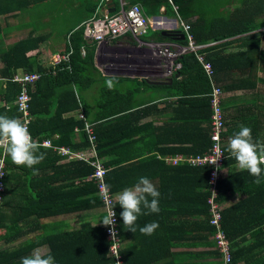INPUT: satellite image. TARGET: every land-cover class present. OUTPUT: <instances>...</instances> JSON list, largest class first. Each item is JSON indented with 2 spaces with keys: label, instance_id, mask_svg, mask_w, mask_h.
<instances>
[{
  "label": "crops",
  "instance_id": "obj_1",
  "mask_svg": "<svg viewBox=\"0 0 264 264\" xmlns=\"http://www.w3.org/2000/svg\"><path fill=\"white\" fill-rule=\"evenodd\" d=\"M66 2L71 8L64 9V12L71 14L69 17L76 19L74 28L80 27L94 16L113 13L109 11V0H99L93 14L89 11V6H91L89 0H65L63 2L65 6ZM127 2L128 0H119L120 6L122 3ZM112 3L117 10L116 2L112 0ZM32 9H25L18 14L13 12L14 14L0 16V48L8 47L26 38L34 30L33 26L30 25L31 21L37 23V20L40 21L41 18L45 17V15L42 16L43 13L40 14L38 11V17L33 20ZM55 10L62 11L59 0H57ZM21 13L23 17L20 19L19 15L21 16ZM27 13H30V15ZM148 18L151 23V32L148 33V36L141 38L143 41H160L158 34L167 35L170 31H177V34L181 36H176V39L168 42L183 45L180 41L184 40L186 36L182 28L183 20L179 16L168 12L166 7L162 6L159 14L150 15ZM260 30L264 31V27ZM163 31H166V34ZM84 39L86 41L80 47L82 56L86 54L90 56L85 63L86 67L82 68L77 65L79 71L86 75L84 79L80 78L81 74H77V76L71 77L70 81H66L63 77L58 78L59 83L53 81L61 71L65 70L62 68V64L54 63L55 56L68 51L70 48L66 49L65 37H55L52 34L51 38L40 49L39 56L46 68L45 71H39L42 73L41 83L36 82L37 84H33L30 90L35 95L36 107L41 108V110L49 109L51 107L50 102L57 100L60 91H67L63 90L64 87L75 92L77 98L75 106L52 120L55 123L60 119L84 121V127H75L74 133L71 135L74 145L83 144L85 135L88 137L86 123H92L96 126L112 121L119 125H126L138 120V116L133 117L132 113H136L138 111L136 109H142L145 106L146 116H143L139 123L146 122V129L152 134L146 135V150L156 149L157 147V149L179 147L189 150L205 145L206 135H203V133L207 132L204 129L207 130L210 127L211 117L208 119L207 115L209 112L212 113L209 102L210 92L207 91L209 85L205 79H201L195 74L193 80L178 83L175 86L174 81H181L182 79L178 77V73L171 76L167 75L165 69L159 66L158 60L153 58L151 51L144 45H139V42L131 34H126L113 40V42H102L100 44L85 36ZM260 39L261 49H264V34L261 35ZM242 42H245L243 37L235 36L218 40L216 44L215 42L213 44L216 46L221 45L219 52L224 54L244 50ZM206 43L212 44L211 41ZM2 66L3 63L0 60V68ZM18 71H21V69ZM236 73L240 72L232 73L231 69L228 68L225 71L224 69H217L216 80L215 74L211 79L205 72L211 88H213L214 81L224 91L222 106L227 120L229 119L234 123H252L251 126H254L258 121L262 127L264 125V66L255 69V74L261 78L259 86L254 89H228L230 84L234 83L231 76ZM46 77H50V83L44 80ZM109 79H112L114 83V88L111 90L106 85V81ZM76 80H79V83H76ZM7 81V78L6 80L0 78V107L6 105L9 108L1 93V90L7 86ZM73 86H76L75 90ZM194 90L200 91V95L194 94ZM53 111H56V109H53ZM81 114L84 115V118L81 117ZM50 115L54 114L51 113ZM41 117L49 118V115L43 114ZM35 119L36 116L33 121ZM42 121L46 122V120ZM180 123L188 125L186 130L179 131ZM83 132H85V135H83ZM122 136L128 135H113L110 138L112 141L105 145L104 150L106 153L99 155L104 164L109 163L111 165L113 163L114 167L116 161H129V156L135 153L133 148L121 146L120 143L126 140ZM252 136L254 142L264 143V135ZM38 138H40L36 141L38 143L45 139H51L54 144L67 146L77 152H85L89 147L88 145L85 148L74 149L66 143L58 144L56 143L59 138L57 133L51 137L38 135ZM226 138V135H224V146L227 143ZM40 152L46 154L45 159L34 166L35 169H38L39 174L33 175L32 168L17 166L11 161L8 165V157L0 150V156L5 155L7 170L5 177L6 189L0 210L9 213L14 210V221H12L11 215L7 214V225L14 223V227L17 228L21 220L18 217V212L27 203L34 204L37 201L46 205L45 215L38 216L34 213V215L29 216V223L19 227L18 232L21 236L16 235L15 244L18 245V243L27 239L32 240L29 244H21V248L25 247V249L20 250L21 258L31 255L37 249L44 255H48L51 251L49 243L53 237L59 234L81 233L87 221L91 223V226L100 225L102 223L100 220L106 213L104 202L95 205L91 210H85L87 195L91 193L86 192L83 195L69 193L68 185L71 182L78 184L82 179L86 181L88 177L72 179L75 171L70 170L65 165L73 160L81 162L83 160L68 159L57 150L44 145L40 148ZM204 152L169 153L167 155L158 154V156L164 159L168 166L174 167L185 162L180 161L178 164H173L170 160L171 157H176V155H198ZM168 166L164 167L153 163L146 165V177L152 181L160 192L159 213L146 215V224L155 221L159 225L152 235H146V264H209L214 260L219 261V258L212 255V252L216 250L214 234H209L206 216L203 213L202 206H198L202 203L199 201L197 193L198 191H205L203 187L205 179L200 174H188L182 171L169 173L171 171L167 170ZM189 166L208 167L210 171L208 165ZM230 173L249 175L248 171L238 168L235 160L224 162L221 168V178L227 177ZM135 177L133 178L135 180L133 184L126 187L135 185L138 180ZM263 177L264 173H262ZM131 180L132 178L125 182ZM254 180L255 177H250L239 184L242 190H250L248 193L232 189L225 200L221 201L223 211L229 210L231 212L225 215V224L233 237V240L231 239L233 248L238 249L240 252V256L237 255V264H264V180L260 184H255ZM183 181L186 184L181 185ZM184 186L188 187L187 193L182 192ZM226 188H232V184L229 182L226 184ZM48 189L50 190L43 195L37 194L38 192L42 193L41 190L46 191ZM31 190L33 191L29 192ZM120 192L114 193L117 199L116 203H118ZM94 195H98V193L96 192ZM50 196L53 197L50 198ZM43 198H45V201ZM184 200H192V203H188L186 206ZM58 201L62 206H59ZM69 203L76 207L69 211L59 212L57 215L50 214L57 208H69ZM120 210L122 211L121 207ZM128 232L132 231L124 229L125 239L123 240L124 246L129 245L130 247L131 240L136 238ZM135 233L138 234L139 232L136 231ZM40 237L42 239L36 243L34 240ZM2 243L1 240V247L4 245ZM85 256L86 253H79L67 259L63 255L62 264H71V261H73V264H81L85 262Z\"/></svg>",
  "mask_w": 264,
  "mask_h": 264
},
{
  "label": "trees",
  "instance_id": "obj_2",
  "mask_svg": "<svg viewBox=\"0 0 264 264\" xmlns=\"http://www.w3.org/2000/svg\"><path fill=\"white\" fill-rule=\"evenodd\" d=\"M44 1L45 0H0V16L13 12H15V14H18L19 12H22L25 9H32V7L35 8L36 6L40 5L39 3H42ZM89 1L91 2L92 6H89V11L93 14L96 11V8L99 4V0ZM114 1L116 2L118 10L120 8L119 0ZM200 1L201 0H128L126 5L140 3L147 16L159 14L160 8L162 6H165L168 12L179 16L181 20L191 25V31L197 43L218 41L232 38L235 36L243 37L245 40L244 43L242 42V45H244V50L231 53L226 52L224 54H221L219 52L221 45H212L211 48L208 47L204 49L203 52H206L207 60L210 61L214 67L216 80L217 69H224L225 71V69L228 68L231 69L232 73L240 72L231 76L234 83L230 84L228 89L240 88L249 90L257 88L259 86V81L261 77L255 74V69L259 68L260 66H264V49H261L262 44L260 39L261 35L264 34V31L260 30V28L264 27V0H228L226 4H224L225 6H227V9L221 10L216 13L202 10L203 8L199 7ZM201 3L203 4L202 1ZM43 15L44 14H42V16ZM192 18L193 20H191ZM83 29L84 28L82 25L76 28L73 27L65 35L67 43L66 49L73 48L74 52L71 55L70 61L64 62L62 64V68H64L65 70L61 71L59 73V76L53 79L54 82L59 83V77H63L66 81H70V78L77 76V74H81L80 78H85L86 75L81 73L77 68V65L78 67L81 66L82 68L86 67L85 63L87 62L90 56L89 54L82 56L81 53L80 47L86 41L84 39ZM51 36L52 34H50L49 32L43 33L42 29L40 30L39 27L35 26L34 30L26 38H23L8 47L0 48V60L3 63V66L0 68V78H5V80L6 78L8 79V81L6 82L7 86L5 87V89L1 90V93L5 102L9 105V108H7L6 105L0 107V115L5 114L10 118L17 119L21 117V110L15 103L16 98L20 92L21 86L19 83L11 80L12 76L20 69L28 72L46 70L45 65L41 61L39 55L41 53L40 49H42L43 47L42 45L47 42L48 39L51 38ZM176 36L181 35H178L177 31H170V33L167 35L158 34V38L160 41H172L173 39H176ZM180 42L183 45L188 44L187 38L181 40ZM260 50L262 51L261 53ZM179 61L182 63V67L176 73H178V77H181L182 79L181 81H174V85L176 86L178 83L191 81L193 80L194 75L196 74V76H198L199 78L205 79V81L209 85V89L207 88V91L211 93V84L205 74L203 66L198 61L195 54L192 52L185 53L180 56ZM44 80L48 81L49 83L51 82L50 77H46L44 78ZM75 82L79 83V80H76ZM37 83H41V80L37 81ZM63 90H67L68 92L60 91V95L57 97V100L50 102L51 107L49 109L42 110L41 108L38 109L36 107L37 101L35 99V95H33V92L31 93V112L34 115V118L36 116V119L32 121L30 126L33 139L35 141H38L40 139L38 138V135H47L48 137H51L57 133L59 134V138L56 140V143H66L72 146L74 149H78L81 147L85 148L89 145L88 137L85 135V132H83V135H85L83 144L74 145L71 140V135L74 133L75 127L83 128L85 125L84 121H74V119H60L56 123L52 121L54 117L61 116L65 111L72 109L77 102V98L75 97L74 91H71L65 87L63 88ZM180 92L182 93V91ZM200 93V91L194 90V94L200 95ZM53 109H56V111H53ZM136 110L138 111H136V113H132V116H138L139 119L134 122H130L126 125H119L116 122L112 121L96 126L94 125V132L96 133L98 142V153L100 156L101 154L106 153L104 147L112 141L110 138L113 135H128L122 136V138L126 140L121 142L120 144L122 147L125 148H133L135 152L129 156V161L124 162V160H118L116 161V165L114 167L113 163H111V165L109 163L104 164L108 168L106 172V180L113 193L120 192L121 190L126 188V186L133 184V182L135 181L133 178L135 176V178L137 179L141 176L146 177V165H150V163L167 167L168 165L166 164L165 160L161 159L158 154L167 155L169 153L182 152L201 153L206 151L211 143L209 136V127L207 130L204 129V131L207 132L203 133V135H206V141L205 145L202 147H197L189 150L179 147H174L172 149H157V147L156 149L146 150V135L152 134L149 132V130L147 131L146 122L141 124L139 123L140 119L143 116H146V106L142 109L139 108ZM51 113H53L54 115H50ZM43 114L49 115V118L41 117V115ZM128 116L130 117V115ZM210 117L211 113L209 112L207 118L210 119ZM42 120H46V122ZM241 124L250 127L252 129V135H264V125L261 127L258 121H256V124L254 126H251L252 123H234L233 121H230L228 119L227 131L225 133L227 137V143L228 138L232 136L234 132L239 130V125ZM39 126L41 127L39 128ZM187 127V124H181L179 131H184ZM135 135L139 136L136 137ZM227 143L225 145V151L229 157L226 158L225 163L234 160V158L230 157L227 152ZM10 161L11 159L8 157V165L10 164ZM65 167H69L70 170L75 171L74 174L72 173V179L88 177L86 181L82 179L78 184L71 182L68 185L69 193L73 195H83L86 192L91 193L87 195L88 198H86L87 202L85 205V210H91L95 205L101 202L103 203V200L99 196V194L94 195V193H98L97 184L92 178L94 167L89 165L87 162H81L77 160H73L69 164L65 165ZM261 167L262 169H264V165H262ZM167 170L171 171L169 173L182 171L188 174L192 173L202 175V177L205 179V184L203 186L205 188V191H198L197 193V197L202 203V205L198 204V206H202L203 213L206 216L209 234H215V226L209 223L211 215L209 210L210 206L207 202L208 196L211 194V191L209 190V168L191 167L185 163H181L174 167L168 166ZM250 177L253 178V176H251L250 174L248 175L245 173H230L227 177H224L223 179L221 178L219 181V201L225 200V198L229 194V191L232 189L242 191L243 193H248L250 190H242L239 184L241 183V181H245V179H249ZM130 178H132L131 181L125 182ZM263 180L264 177L262 178V181ZM229 182L232 184V188H226V184H228ZM183 184L186 183L183 181L181 185ZM35 189L39 190L38 188ZM33 190L29 192H32ZM49 190L50 189L46 191L41 190L42 193L38 192L37 194L43 195ZM182 192L187 193L188 187L184 186L182 188ZM94 196L96 197L94 198ZM51 197L53 196H50V198ZM43 200L45 201V198H43ZM249 200L251 201V199ZM188 203H192V200H184V205L187 206ZM59 206H62V204L59 203ZM74 207L76 206L69 203V208H57L50 214L57 215L59 214V212L69 211L72 210ZM120 207L121 206L119 204L116 205L117 214L119 218V234L123 239H125V228L123 226V221L120 216V213L122 212L120 210ZM45 209V203H39L37 201L34 204L27 203L26 206H24L21 211L18 212V217L21 218V220L19 221L17 228L14 227V223H11V225H7V214H10L12 221H14V210L12 213L0 210V242L2 240V244H4L2 247L0 245V264H20V250L25 249V247L21 248V244H29L32 240L27 239L26 241L18 243V245H16V235L21 236L18 232L19 227L20 225H25L26 223H29V216L34 215V213L38 216L45 215ZM142 211H146V209L142 208ZM227 213L231 212H229V210L223 211L222 224L223 229L226 232L231 244V264H237V257L240 256V252L238 251V249L233 248V237L231 236V233L228 231L227 226L225 224V215ZM106 214L107 213H105V215ZM145 224L146 215H140L136 221L137 231L139 232V227H142ZM106 229L107 226H104L103 223L93 227L91 226V223L87 221L85 228L81 232L82 234H59L53 237L52 241L49 243L51 247V251L49 254L55 258V264H62L63 255H65L68 259L69 257H72L79 253H86L85 262L81 264H114V257L108 255V247L111 241L107 237ZM128 233L133 235L136 239L131 240L132 244L130 245V247L129 245L124 246L122 250V257L124 262L126 264H146V235H143L140 232L138 234L133 232ZM41 239L42 237L34 241L37 243L40 242ZM212 255L216 258H219V261L214 260V262H209V264H222V254L217 248L212 252ZM187 257H189V255H187ZM71 264H73V261H71Z\"/></svg>",
  "mask_w": 264,
  "mask_h": 264
},
{
  "label": "built area",
  "instance_id": "obj_3",
  "mask_svg": "<svg viewBox=\"0 0 264 264\" xmlns=\"http://www.w3.org/2000/svg\"><path fill=\"white\" fill-rule=\"evenodd\" d=\"M150 25V19L146 15L141 4L134 3L126 5V3H122L120 8L115 12L105 13L103 16H94L83 23L82 26L84 28V36L98 42L99 44L102 42H113V40H116L126 34H131L139 42V45H144L149 51H151L153 58L158 60L159 66L163 67L166 74L169 76L174 75L179 69H181L182 63L179 61L180 56L185 53L192 52L203 66L207 75L212 79L215 74L214 67L211 62L207 60L206 52H203V50L208 48L213 43H197L191 31V25L185 21H182V28L188 40L187 45H178L168 41H143L141 38L148 35ZM72 53L73 49L70 48L68 51L58 54L55 56L54 63L61 65L64 62H69ZM41 77L42 73L39 71H24L23 73H15L11 79L12 81L19 83L21 86L16 99V104L21 110L20 119L27 125L30 133V126L34 119L31 112L30 90L31 85L35 84L41 79ZM212 86L213 88L210 93V105L212 108L210 122L211 145L209 149L198 155H176V157H171L170 160L173 164H178L182 161L192 166H210L209 190L211 191V194L207 199L210 206V224L216 228L215 244L217 249L222 254V264H231V244L226 232L223 229L222 204L219 201L221 168L227 157L223 144L224 133L227 128L226 116L222 106L224 92L220 86H217L214 83V81ZM81 117L84 118V115L81 114ZM94 130V124L86 123L89 147L85 152H77L71 150L67 146L56 145L51 139H45L40 144L57 150L62 156L67 157L68 159L83 160L94 167L92 178L97 184L98 194L104 202L106 213L110 209H113L116 213L114 218L116 223L112 226L115 230L114 234L112 235V231L109 226H107L106 229L107 237L111 241L108 247L109 255L114 257V264H126L120 252L119 218L116 210L117 199L107 183L106 172L108 168L104 165V162L98 154V142ZM220 153L223 154L218 159ZM214 160H216L215 163H210ZM6 174L5 155L3 154L0 156V207L3 201V194L6 189Z\"/></svg>",
  "mask_w": 264,
  "mask_h": 264
},
{
  "label": "clouds",
  "instance_id": "obj_4",
  "mask_svg": "<svg viewBox=\"0 0 264 264\" xmlns=\"http://www.w3.org/2000/svg\"><path fill=\"white\" fill-rule=\"evenodd\" d=\"M211 42H215L216 44V41ZM106 85L110 90L113 89V80H107ZM73 87L75 90L76 86ZM41 147L42 145L40 143L33 140L32 135L24 122L17 118L0 115V150L11 159L13 164L32 168V174L38 175L39 171L38 169H35L34 166L41 163L46 155L45 153L40 152ZM227 152L230 157L234 158L240 170H246L251 176L255 177L254 183L260 184L262 182V173H264V169H262L261 165H264V143L259 141L254 142L252 129L250 127L243 124L239 125V130L234 132L233 135L228 138ZM222 154L223 153L219 154L218 159ZM216 160L210 163H215ZM159 197L160 192L152 181L145 176L139 177L134 186L124 188L118 194V204L122 208L120 216L124 228L135 233L137 231L136 221L140 215L159 213ZM142 208L147 211H142ZM115 215L116 213L113 209H110L100 220L104 226H109L111 228L112 235L115 232L114 228H112L116 223L114 219ZM158 227V223L153 221L139 227V232L143 235L150 236ZM20 264H55V258L50 254L44 255L37 249L33 251L31 255L22 257Z\"/></svg>",
  "mask_w": 264,
  "mask_h": 264
},
{
  "label": "rangeland",
  "instance_id": "obj_5",
  "mask_svg": "<svg viewBox=\"0 0 264 264\" xmlns=\"http://www.w3.org/2000/svg\"><path fill=\"white\" fill-rule=\"evenodd\" d=\"M64 1L65 0H59V6L62 11L55 10L57 6V0H45L44 2L39 3L40 4L39 6H36L35 8L32 9L31 15L33 16V20L34 18L38 17V11L40 14L43 13L45 17L41 18L40 21L37 20V23L35 21L33 22L31 21L30 25H32L33 28L35 26L39 27L40 30L42 29L43 33L49 32L50 34H53L55 37L64 38L65 35L70 31V29L73 28L76 22V19L74 17H69V15L71 14L64 12V9L71 8L68 2H66V6H65L63 4ZM66 1H69V0H66ZM201 1L203 2V4L201 3ZM201 1H200L199 7L203 8L202 10L216 13L221 10L227 9V6H225L224 4H226L228 0H201ZM27 14L30 15V13H27ZM22 15H23L22 13H21V16L19 15L20 19L23 17ZM150 29H149V33L151 32ZM18 72L23 73L24 70H21ZM123 248H124V240L120 236V252L122 256H123V253H122ZM108 255H109V252H108Z\"/></svg>",
  "mask_w": 264,
  "mask_h": 264
},
{
  "label": "water",
  "instance_id": "obj_6",
  "mask_svg": "<svg viewBox=\"0 0 264 264\" xmlns=\"http://www.w3.org/2000/svg\"><path fill=\"white\" fill-rule=\"evenodd\" d=\"M109 6H110V12H115L116 11V8H115V5L112 3V0H109ZM164 34H166V31H163ZM184 37V35H183Z\"/></svg>",
  "mask_w": 264,
  "mask_h": 264
}]
</instances>
